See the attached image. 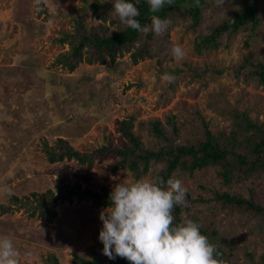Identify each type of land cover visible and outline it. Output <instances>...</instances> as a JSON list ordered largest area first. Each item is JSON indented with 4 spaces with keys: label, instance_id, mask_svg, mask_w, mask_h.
I'll return each mask as SVG.
<instances>
[{
    "label": "rangeland",
    "instance_id": "1",
    "mask_svg": "<svg viewBox=\"0 0 264 264\" xmlns=\"http://www.w3.org/2000/svg\"><path fill=\"white\" fill-rule=\"evenodd\" d=\"M56 3V4H54ZM43 0L36 11V0H0V186L6 184L12 195L28 196L33 192L56 190L60 183H80L88 187L87 177L92 175V189L112 190L119 182H134L129 172L114 170L119 161L115 154L93 156V166L87 169L75 161L47 163L42 152L43 142L52 145L57 138L67 140L82 154L110 145L121 149L127 145L120 132V124L134 116V128L140 121L160 120L173 115L177 121L188 118V113L200 110L212 124L223 121L207 108L215 93L222 92L231 103L239 101L258 113L264 121V87L254 82L236 80L232 66L243 54L264 58V32L255 41L246 43V35L238 34L227 49H218L201 56L194 54L193 37L182 25L170 29L172 40L183 47V60L158 68L154 59L133 64L129 54L104 65L80 63L72 72L56 63L57 57L68 49L55 42L61 32L70 31L72 18L81 0ZM87 22L99 21L84 14ZM184 64L193 67L216 65L225 71L207 86L175 76L170 70H185ZM169 73L175 83H166L161 77ZM92 78L82 84L83 77ZM96 86V92L92 91ZM118 92L128 99L126 105L116 104L112 109L104 97ZM103 100V101H102ZM141 139H146L140 133ZM108 139V140H107ZM35 140L36 144L32 145ZM213 172L203 179L180 176L188 192L195 194L196 181H208ZM141 179H152L151 171ZM233 190L246 193L242 185ZM255 198L264 200V184L254 188ZM8 196L0 195V203ZM92 202L73 198L71 204H59L58 217L51 223L30 217L23 210L0 216V237L11 238L19 252L18 264H45L53 254L58 264H73L76 256L85 261L102 258V245L98 239L102 228L101 210ZM96 213L97 219L89 217ZM187 219V215H183ZM207 222L208 215L199 214ZM216 229L234 237L242 251L248 247L254 259L264 255V236L257 238L247 229L237 227V216L217 213L212 219ZM240 263L243 257L239 256Z\"/></svg>",
    "mask_w": 264,
    "mask_h": 264
},
{
    "label": "trees",
    "instance_id": "2",
    "mask_svg": "<svg viewBox=\"0 0 264 264\" xmlns=\"http://www.w3.org/2000/svg\"><path fill=\"white\" fill-rule=\"evenodd\" d=\"M128 2L138 8L140 15L136 19L141 26H150L152 15H158L170 21L168 30L162 35L152 31L140 33L122 25L115 17L114 0H81L82 5L76 9L79 14L72 18L71 30L61 32V36L55 40L58 44L68 46L57 57L56 63L72 72L80 63L104 65L129 54L133 64L154 59L157 67L162 68L174 60L170 49L177 44L169 31L175 26L182 25L193 37L192 49L197 56L227 49L240 33L246 35V43H249L255 42L264 32V0H227L225 10L216 8L215 0H200L199 7L193 6L194 0H174L172 6L165 5L155 14L149 11L147 0ZM86 13L99 22H87L84 17ZM184 66L185 70L176 68L170 72L175 76L182 73V78L198 82L203 87L225 71L212 64L203 67ZM231 70L236 80L254 82L264 87V58L245 53ZM90 80L91 77L85 76L81 83L86 84ZM92 91L96 92L95 85H92ZM104 100L112 109L116 104L124 106L128 102L118 92L106 95ZM207 108L223 124H212L200 110H193L181 122L173 115L166 116L164 121H140L134 131L135 118L130 116L120 124V132L127 142L121 149L105 145L91 153L82 154L63 138H57L52 145L44 141L41 149L49 164L73 160L87 169L93 166V156L113 153L119 157L113 169L128 171L134 182L149 171L152 178L160 176L165 182L180 176L203 179L209 170L212 171L210 180L195 182V194L187 192V206L177 205L174 208V224L186 220L183 215L197 222L201 226V234L206 235L210 243L216 246V258L224 264H264V255L254 259L248 247L241 251L234 237L225 232L220 233L212 220L217 213L234 214L238 219V229H247L257 238L264 236V200L253 195L254 188L260 183L264 184V121L258 113L241 102L228 101L222 92L212 95ZM137 131L144 133L146 139H141ZM31 144H36V141L33 140ZM86 180L89 185L85 188L80 183L68 185L62 182L56 190L33 192L22 197L8 196L7 203H0V216L23 210L30 217L51 223L58 217L59 204H71L73 198L90 201L96 208H107L111 190L92 189V175ZM236 185H242L246 193L234 191ZM203 213L209 217L207 222L199 219V214ZM89 217L97 219L94 212ZM239 256L243 257L242 263ZM45 264H58V259L50 254ZM73 264L129 262L120 257L110 260L104 255L102 258L94 257L90 262L76 256Z\"/></svg>",
    "mask_w": 264,
    "mask_h": 264
},
{
    "label": "clouds",
    "instance_id": "3",
    "mask_svg": "<svg viewBox=\"0 0 264 264\" xmlns=\"http://www.w3.org/2000/svg\"><path fill=\"white\" fill-rule=\"evenodd\" d=\"M42 3L36 0V11H44L39 6ZM226 3L227 0H215L216 8L221 10L226 9ZM147 4L155 14L165 5L172 6L174 0H147ZM193 6L199 7L200 0H194ZM113 10L122 25L143 34L152 31L162 35L170 25L169 20L152 15L150 26H141L136 19L140 15L138 8L128 0H114ZM170 52L178 62L186 55L180 45H173ZM175 79L169 73L161 77L169 84ZM187 192L181 180L169 178L165 182L160 176L116 183L109 194V206L99 215L102 228L98 239L103 244V254L110 260L126 259L129 264H224L216 258V246L201 234L197 222L186 219L174 224L173 210L177 205L187 206ZM0 195L11 196L12 189L4 184ZM18 256L13 240L0 237V264H18Z\"/></svg>",
    "mask_w": 264,
    "mask_h": 264
}]
</instances>
